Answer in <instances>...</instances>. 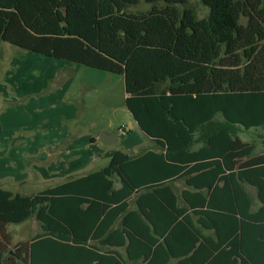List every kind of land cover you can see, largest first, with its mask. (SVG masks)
Here are the masks:
<instances>
[{
	"label": "trees",
	"instance_id": "obj_1",
	"mask_svg": "<svg viewBox=\"0 0 264 264\" xmlns=\"http://www.w3.org/2000/svg\"><path fill=\"white\" fill-rule=\"evenodd\" d=\"M137 1L0 0V41L123 75L154 142L32 195L0 185V264H264V151L240 137L264 133V0Z\"/></svg>",
	"mask_w": 264,
	"mask_h": 264
},
{
	"label": "rangeland",
	"instance_id": "obj_2",
	"mask_svg": "<svg viewBox=\"0 0 264 264\" xmlns=\"http://www.w3.org/2000/svg\"><path fill=\"white\" fill-rule=\"evenodd\" d=\"M190 4L195 8L199 17L206 14L207 8L199 0H190ZM150 7V3L138 0L137 3L128 6V11L145 12ZM28 54L40 58L42 61L32 59L27 62L23 57ZM60 63L81 66V68H86L83 70H86L88 74H84L83 71L74 73V79L66 91V96L53 98V93L58 92L53 87H58L59 84L61 86L63 82L70 78V72L65 73L67 68L61 67V70L57 72L56 64ZM52 70L54 76L44 86L39 87L36 94H33L39 99L46 97V100L35 103L38 105L37 107L28 109L23 103L24 98L20 93L26 83H29L27 74L36 76L40 80L50 76ZM44 71H47L45 75L41 73ZM63 91L64 87H61V92ZM124 97L123 75L108 73L63 59L46 57L0 41V117L3 124L6 126V123L10 122L8 120L10 118L16 120L14 123L25 122L26 119H30V116L38 121H48L47 125L56 122L57 124L54 125L53 130L58 134L65 133L73 137L72 140H74L75 146L81 151L73 159H68L67 155L64 156L66 158L64 162H70L69 167L71 170L74 168L72 162H76L77 167L83 166L85 170L105 167L109 161L108 152L122 150L133 154L139 147H142L141 145L145 144V134L137 127L135 129L128 127V120L131 115L126 109ZM70 105L74 110L73 115ZM62 125L65 131H61ZM120 129L124 132H120ZM112 133H115L116 142L109 146L104 145L100 141V135ZM91 136L96 138V145H91ZM240 137L244 141H249L250 145L252 143L251 154L264 151L263 129L250 128L244 130L240 132ZM66 144L68 142L63 143V145ZM6 147H8V144ZM32 163L31 160L28 161V165ZM7 171L8 169L0 168V174L2 175L8 174ZM19 172L10 173L0 180L6 182L4 184L6 188L22 195H32L46 187V183L38 181L39 176ZM28 174L34 176L32 180L21 184V178L24 179ZM19 180L20 183H16ZM40 180L42 181V179ZM7 182H15L19 185H10ZM38 230L39 225L34 217H30L22 223L8 226L13 243L29 239ZM169 264H173V262Z\"/></svg>",
	"mask_w": 264,
	"mask_h": 264
},
{
	"label": "crops",
	"instance_id": "obj_3",
	"mask_svg": "<svg viewBox=\"0 0 264 264\" xmlns=\"http://www.w3.org/2000/svg\"><path fill=\"white\" fill-rule=\"evenodd\" d=\"M23 58L27 62H29L32 59L36 61H42L40 58H37L30 54L25 55ZM61 67L67 68L66 69L67 71H65V73L70 72V78L66 82L62 81L63 83L61 86L59 84L58 87H53V89L55 88L54 90L58 91L57 93H53L54 95L53 98H56L57 96H60V97L66 96L65 95L66 91L68 87H70V84L72 83V80L74 79L73 78L74 73H76L77 71H80V72L83 71L84 74H88L86 70H83L86 68H81V66H72L70 63L56 64L57 72L61 70ZM41 73L45 75L47 71H44ZM22 74H25V73H22ZM27 75L29 76L27 80L29 81V83H26V85L23 87L20 93H21L22 98H24L23 103H25L26 107H28L29 109V108L37 107L38 105H36L35 103H40L41 101L46 100L45 99L46 97L39 99V98H36V96L33 94H36L37 92L36 90H38L39 87L44 86L45 83L54 76V71L53 70L51 71L50 76L44 77L40 80L36 76H31L30 74H27ZM61 87H64L63 92H61ZM70 108L72 110V115H73L74 110L71 105H70ZM8 120L10 122H7L5 126L0 117V123H1L0 168L2 167L5 169H8L7 171L8 174L18 173V171H20L19 173H29L34 176H39V178L42 179V181L40 179L38 181L46 183L47 185L45 188H47V187L53 186L57 183H60L66 180L70 176H77V175H81V174L96 170V169L85 170L83 166L77 167L76 162H72V165L74 168L71 170V168L69 167L70 162L69 161L67 163L64 162V159H66L64 157L65 155L68 156V159L69 158L73 159L81 151L79 150V148L75 146V142L74 140H72L73 137H70L66 135L65 133L58 134V132H55V130H53L54 125L57 124L56 122H51L50 125H47L48 121H44V122L38 121V120H35L33 116H30V119L29 118L26 119L25 122L14 123L16 120L13 118H10ZM128 127L131 129H135V127L140 129L136 121L132 117H130V119L128 120ZM4 128L7 130L6 132ZM61 129H60L61 131H65L63 125L61 126ZM119 131L124 132V130H121V129ZM145 137H146L145 144L141 145L142 147L141 148L139 147V149H137L135 153H137L138 150L144 147L145 148L153 147L154 142L152 141V139L148 137L147 135H145ZM90 140H91L90 142L91 145H96L97 140L95 137L91 136ZM64 142H68V144L63 145ZM7 144H8V147H6ZM113 151L107 153V155L109 156V160H110V157ZM125 153H128V152H125ZM133 154H130V155H133ZM30 160L33 163L31 165H28V161ZM19 163L20 165H18ZM101 168H104V167H99L97 169H101ZM8 174H5V175L0 174V179L2 177H6ZM29 174L26 175L24 179L21 178V181H22L21 184L26 183V181L32 180L34 176H29ZM5 183L6 182H4L3 180L2 181L0 180L1 187L6 188L5 187L6 185H4ZM16 183H20V180L17 181ZM16 183L11 182L8 184L15 185V186L19 185ZM174 185L176 186L178 191L186 188L183 182V179L175 180ZM115 186L116 187L119 186V182L117 180L115 182ZM16 193H19V192H16ZM171 262L175 264L176 259H170V261L166 264H169Z\"/></svg>",
	"mask_w": 264,
	"mask_h": 264
},
{
	"label": "water",
	"instance_id": "obj_4",
	"mask_svg": "<svg viewBox=\"0 0 264 264\" xmlns=\"http://www.w3.org/2000/svg\"><path fill=\"white\" fill-rule=\"evenodd\" d=\"M100 141L105 144V145H110L113 142H115L116 138H115V133L112 134H101L100 135Z\"/></svg>",
	"mask_w": 264,
	"mask_h": 264
}]
</instances>
